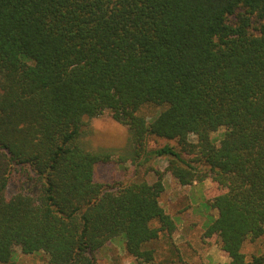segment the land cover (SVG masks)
Listing matches in <instances>:
<instances>
[{"label": "trees", "instance_id": "obj_1", "mask_svg": "<svg viewBox=\"0 0 264 264\" xmlns=\"http://www.w3.org/2000/svg\"><path fill=\"white\" fill-rule=\"evenodd\" d=\"M105 111L129 126L138 165L166 156L181 184L214 177L225 190L207 233L230 264H264L242 251L264 235V0H0V263L18 246L98 264L117 237L154 258L148 244L175 227L164 183L95 180L111 153L81 136ZM18 174L29 190L7 195Z\"/></svg>", "mask_w": 264, "mask_h": 264}, {"label": "rangeland", "instance_id": "obj_2", "mask_svg": "<svg viewBox=\"0 0 264 264\" xmlns=\"http://www.w3.org/2000/svg\"><path fill=\"white\" fill-rule=\"evenodd\" d=\"M148 118L153 109L144 108ZM225 127L211 133L218 142ZM189 139L197 141L191 134ZM83 145L92 151L111 153L108 162H99L95 166V180L107 188H118L131 181L145 179L152 183L161 175L164 190L160 196L161 205L175 223L172 231L164 230L151 241L148 247L153 250L154 258L148 262L130 254L122 237L108 240L97 252L98 264H230L231 257L222 248L217 234H208V225L218 214L216 197L225 188L212 176L191 183L181 184L167 169L168 157H153L138 165L143 156H135L130 142V130L127 124L113 118L110 111L88 119L81 136ZM169 142L178 145L174 139L152 137L149 147H159ZM25 177L13 175L7 188V195L19 190H29ZM248 260L253 255L264 256V235L254 240L247 239L242 247ZM0 264H50L44 251L23 253L16 247L12 261Z\"/></svg>", "mask_w": 264, "mask_h": 264}]
</instances>
